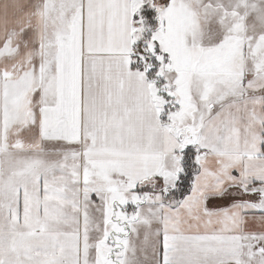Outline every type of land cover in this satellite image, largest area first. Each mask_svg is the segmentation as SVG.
<instances>
[{"label":"snow or ice","instance_id":"1","mask_svg":"<svg viewBox=\"0 0 264 264\" xmlns=\"http://www.w3.org/2000/svg\"><path fill=\"white\" fill-rule=\"evenodd\" d=\"M0 264H264V0H0Z\"/></svg>","mask_w":264,"mask_h":264}]
</instances>
